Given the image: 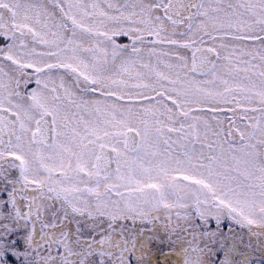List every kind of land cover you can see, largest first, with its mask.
Listing matches in <instances>:
<instances>
[{
  "label": "snow or ice",
  "instance_id": "1",
  "mask_svg": "<svg viewBox=\"0 0 264 264\" xmlns=\"http://www.w3.org/2000/svg\"><path fill=\"white\" fill-rule=\"evenodd\" d=\"M0 264H264V0H0Z\"/></svg>",
  "mask_w": 264,
  "mask_h": 264
}]
</instances>
